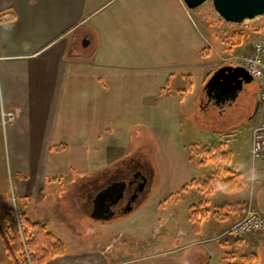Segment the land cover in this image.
<instances>
[{"label":"crops","instance_id":"0c3cea01","mask_svg":"<svg viewBox=\"0 0 264 264\" xmlns=\"http://www.w3.org/2000/svg\"><path fill=\"white\" fill-rule=\"evenodd\" d=\"M218 46L184 0H0V100L15 113L4 135L22 212L60 239L57 218L68 217L66 226L71 225L73 214L82 213L100 189L120 180L117 176L138 171L149 184L155 175L150 168L126 164L143 154L149 160L144 147L156 139L150 159L155 155L168 180L167 192L153 204H137L119 219L102 221L118 229L126 246L121 254L160 244L172 245L165 252L176 249L219 234L244 215L245 207L240 212L236 206L228 226L203 234L213 199L214 216L223 219L218 195L234 189L207 182L220 161L197 166L192 145H214L227 154L226 168L238 176L235 189L242 179L256 178L255 194L245 206L251 203L264 216V160L258 164L250 154L252 130L261 119L259 89L250 113H244L242 91L232 102L207 99L205 84L223 66V57H216ZM211 104L225 122L221 130H203L202 144L194 126L184 128L183 116ZM60 144L67 149H51ZM189 191L196 194L186 201ZM175 195L185 201L188 224L169 212ZM191 207L198 210V231L190 220ZM89 228L91 234L104 231ZM104 239L94 234L85 243ZM229 242L222 240V251L195 245L172 258L176 264H216L224 251L220 264H234L236 257H225L229 246L248 252L249 264L251 254L254 264H264V231ZM107 246L92 251L85 245L77 254L65 251L45 264H116L119 252H108Z\"/></svg>","mask_w":264,"mask_h":264},{"label":"rangeland","instance_id":"374dc122","mask_svg":"<svg viewBox=\"0 0 264 264\" xmlns=\"http://www.w3.org/2000/svg\"><path fill=\"white\" fill-rule=\"evenodd\" d=\"M193 11L195 15H197L201 19L204 28L208 32H210L215 42H217V44L220 46V47L218 46L219 53L216 56L218 59L220 57L224 58L226 56H230V55L234 56L236 54H240L247 49V47L249 46L252 40L264 36V15L252 20H246L240 24H233L224 21L216 13L212 2H206L200 7L193 9ZM238 32H242V38L240 41L241 44L237 43L236 38L234 36V34ZM231 61H232V65L238 64L235 58H232ZM220 62H223V60H221ZM257 89H259V83L255 79L252 82L244 85V88L240 95V98H242L243 100L242 106L244 107V113L253 112L255 107L253 95ZM218 112H219L218 109L213 104L208 105L205 110H200L199 108L195 110L191 109L189 113H186L183 116L184 128H186V126L189 127V125L194 126L197 129L194 134L197 141H199V143L204 144L203 133H202L203 130H211V129L221 130L222 127L224 126V122H225L224 117H220L218 115ZM188 123L190 124L188 125ZM152 140L153 141H151L152 143L151 146L145 145L144 147V152L148 155L149 160H147L146 155L143 154L141 156H138L137 159H135L136 160L135 163H133L132 165L126 164V166H129L130 169L132 168L135 169L137 167H142V165H145L147 169L150 168V171L155 174L153 175L154 178L149 181V184H147V186L145 185L144 190L140 191L141 193L138 195L137 201L135 202L134 205L139 204V206L140 205L142 206L147 203L153 204L157 200V198L161 196V193L163 194L167 192V189L164 187V185L168 184V180L164 179L163 175H161L160 167L155 159V155L152 157V159H150V155H152L151 147L157 143L156 139H152ZM218 140L224 142L229 141V139L227 138H220ZM207 147L210 148L211 145L208 144ZM227 160L228 159H226V157H224V159L221 158L219 160L221 165H217L216 167L213 168L214 169V172L212 174L213 178H210L208 180L212 181L214 187L218 185L226 184V187L230 186L234 190L225 193H219L218 195V198L222 201L220 206L221 208L219 210L220 213H223L224 215L223 219H217L214 216L213 208L216 205L215 203L217 198L215 197L213 199V202L209 207L210 210H209L208 218L204 219V221L206 222L205 225L206 227L204 228L203 234L205 235L209 233H214L228 226L233 221V218L236 216V214L234 215V213H232L233 210L236 209V206L240 208V212L245 207L243 209L245 212L248 206L245 205L248 203L249 199L255 194L254 192L258 180L253 176H251V178L248 179L247 182H245L246 179H242L241 187L237 189L234 188L236 186L235 184L237 182V178L236 175H234L235 179L231 177L233 176L232 174L234 173L231 172L230 169L226 168V165H228ZM259 162L260 159L257 160L258 164ZM107 172L105 171V176L107 175ZM133 172L134 171H129L127 174H122L117 177H120V180L127 179L132 175ZM224 177H228V178H225L224 180ZM17 178L18 177L16 173H14L12 169L11 151L7 143V139L4 135V127L2 126L0 130V219L2 218L6 210L11 207L14 208L16 212H22V208H21L22 199L20 198V195L18 193ZM116 180L117 179H115L114 183L116 182ZM112 181L113 180H111V182ZM157 190H158V194L155 195V191ZM195 194L196 193L194 191H189L184 199L186 201L192 200ZM58 196H62V195H60L59 193ZM181 199H179L177 195L174 196V198L172 199V202L174 204L170 206L169 212L174 217L177 216L181 220L182 224H186V223L188 224L189 222L186 216L187 210L183 209L185 201H182ZM55 200H57V198H55ZM83 207L84 208L81 207L82 213L78 215L75 212L73 214L71 225L66 226L68 219H70L68 217L63 219L57 218V222L55 223L56 226L55 228L58 233V236L60 237V240L63 241L66 251H68V253L70 254L74 255L77 254L78 252L83 251L85 249V245H87L90 248V250L93 251L96 250L99 246H102L104 243H107L108 246L105 249L107 251L109 250L108 252H110V250L113 249L114 251L117 250V252L120 253V254L118 253V255H120L119 262L133 260V262H130L128 264H164V262L166 261L168 262V264L170 263L176 264V260L172 257L178 252L181 253L184 249L193 247L189 245L183 249L181 248V246H179L176 248V251H173L175 249H171L172 252L164 253L165 250L170 249L172 245L164 246L163 244H160L158 246L155 245L153 247L152 246L147 247L146 249H139L136 251H132L127 253V255L121 254V251L125 249L126 246H125V242L120 237V233L118 232V229L112 227L113 225H108V222H102L104 220L92 216L91 204ZM136 209H137L136 211L138 212V209L140 208H136ZM57 212L58 214H60L59 216L62 215L59 209ZM128 212H125L123 214L125 215ZM122 216L123 215L121 214L115 217L114 219L115 220L119 219ZM102 223H104V225ZM89 226L91 228H97V230H101L102 228L104 231L101 230L98 233H96L95 231L94 234L95 235L97 234L98 236L100 233L102 236H104L105 238L104 240L106 241L104 243L102 242L100 243L91 240L89 243L86 244L85 241L90 239L94 235L90 233ZM116 234L119 236L116 237L115 236ZM160 234H161L160 230L156 231L153 239L155 242L158 241V236ZM222 240H224V238L207 242L205 243V245L215 246L217 250L222 251L223 250V247L221 245ZM239 240L240 239H233L232 243L231 242L229 243L233 245L236 244ZM201 245L202 244H197L196 246H201ZM226 247L228 249H227V253L225 254V257L229 258L230 260L236 257V259L234 260L235 263L233 261L234 264H249L247 258L248 252L240 251L237 249L235 250L236 247L235 248H230L229 246ZM127 251L128 250L126 249L125 252ZM201 251L204 252L203 250ZM220 255L222 256L220 257L218 256L217 258L214 259V260L217 259L216 264L223 263L224 261L223 260L224 251L223 254H221L220 252ZM138 258H140L141 260H138ZM161 259H165V261L162 262ZM199 259H201L200 256ZM254 263H255V256L254 254H251L250 264H254ZM0 264H14L11 261V259L8 257L7 252L5 251L3 240L1 237H0Z\"/></svg>","mask_w":264,"mask_h":264},{"label":"trees","instance_id":"16d2710c","mask_svg":"<svg viewBox=\"0 0 264 264\" xmlns=\"http://www.w3.org/2000/svg\"><path fill=\"white\" fill-rule=\"evenodd\" d=\"M238 44H241L242 32L234 34ZM239 46V45H238ZM191 89L188 81L186 91ZM54 151L67 149L64 144L53 145ZM191 157L197 166L207 165L211 162L224 159L227 154L221 153L219 147L212 145L210 148L191 146ZM234 178L235 174H232ZM238 184V176H236ZM235 179V178H234ZM209 182V180L207 181ZM190 220L193 230H199V214L195 207H191ZM8 208L0 219V237L3 240L5 251L14 264H45L49 260L64 255L66 248L63 243L45 223L33 221L25 212H17Z\"/></svg>","mask_w":264,"mask_h":264},{"label":"built area","instance_id":"2783aa9c","mask_svg":"<svg viewBox=\"0 0 264 264\" xmlns=\"http://www.w3.org/2000/svg\"><path fill=\"white\" fill-rule=\"evenodd\" d=\"M232 58H235L238 62L237 65L244 67L248 71V73L259 83L258 101L261 111V119L252 130L250 153L253 161L258 159L264 160V36L252 40L244 52L236 54L234 56L230 55L224 60L226 61V63L232 64ZM14 119V111L7 109L3 102L0 100V126H3L4 129H6L8 123L12 122ZM262 231H264V216L257 210H255L251 203H249L244 216L223 232L211 237L194 240L184 246H181V248L184 249L189 245L195 246L197 244H205L207 242H211L213 240L221 238H224V240L232 241L233 239H241L244 236L255 235ZM173 251H176V249ZM170 252H172V250L166 251L164 253ZM138 260L141 259L138 258ZM130 262H133V260L124 261L121 264Z\"/></svg>","mask_w":264,"mask_h":264},{"label":"water","instance_id":"95a60500","mask_svg":"<svg viewBox=\"0 0 264 264\" xmlns=\"http://www.w3.org/2000/svg\"><path fill=\"white\" fill-rule=\"evenodd\" d=\"M189 9H196L206 2H212L216 13L226 22L240 24L264 15V0H184ZM253 81V77L242 66L224 65L212 73L205 84L207 97L219 102L234 101L243 90L244 85ZM225 99V101H221ZM146 178L134 192L131 200L137 199L146 185ZM115 182L114 184H118ZM126 185L125 181H122ZM134 205L128 204L125 212ZM108 219V218H107Z\"/></svg>","mask_w":264,"mask_h":264},{"label":"flooded vegetation","instance_id":"af4514ba","mask_svg":"<svg viewBox=\"0 0 264 264\" xmlns=\"http://www.w3.org/2000/svg\"><path fill=\"white\" fill-rule=\"evenodd\" d=\"M214 101L218 100L214 99ZM221 101H225V99H221ZM122 181H125L126 185ZM142 181V174L135 171L129 178L117 180L118 184H114V181L107 184L92 198L91 215L101 220H112L125 213L128 204L132 206L137 201V199L131 200V198Z\"/></svg>","mask_w":264,"mask_h":264}]
</instances>
